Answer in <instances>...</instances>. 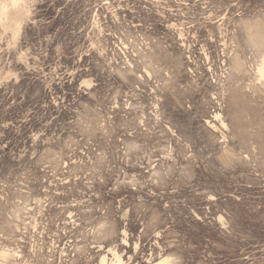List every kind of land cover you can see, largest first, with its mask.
<instances>
[{
    "label": "rangeland",
    "instance_id": "rangeland-1",
    "mask_svg": "<svg viewBox=\"0 0 264 264\" xmlns=\"http://www.w3.org/2000/svg\"><path fill=\"white\" fill-rule=\"evenodd\" d=\"M0 264H264V0H0Z\"/></svg>",
    "mask_w": 264,
    "mask_h": 264
}]
</instances>
